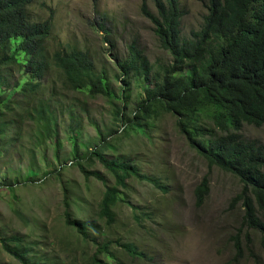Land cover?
<instances>
[{"label": "trees", "instance_id": "16d2710c", "mask_svg": "<svg viewBox=\"0 0 264 264\" xmlns=\"http://www.w3.org/2000/svg\"><path fill=\"white\" fill-rule=\"evenodd\" d=\"M32 1L0 0V150L5 154L11 144L28 146V169L37 173L41 168L39 158H45L43 148L56 143L59 151L61 122L71 116L69 141L74 148L68 154L73 162L70 167L80 170L86 179L93 175L105 184L97 214L110 226L116 222L114 208L119 202H127L118 187L127 188L132 176L165 192L168 189L157 177L142 173L134 161L124 156L108 159L106 151L115 152L119 145L115 144L116 138L108 142L105 132L87 141L88 150L82 153L77 146L81 145L83 131L76 108L55 99L57 83L62 90L87 95L89 99L113 101L114 123H123L125 135L130 132L152 140L146 129L153 128L154 119L167 114L210 168L218 167L239 179L242 189L232 207L240 202L244 213L235 219L236 229L231 235L236 241V258L245 252L252 256V237L264 239V144L247 141L241 131L245 124L264 126V0H207L208 15L201 30L187 39L181 30L184 13L179 0H151L156 12L143 0L142 14L154 25L155 35L172 62L160 67L151 65L145 52L133 43L129 58L116 61L115 75L127 86L119 94L112 89L108 71L99 72L87 52L64 46L52 53V64L49 63L44 45L51 37L52 19L30 20L27 10ZM50 73L57 79L47 85L44 80ZM132 84L138 85L139 93L136 108L128 115L129 106L114 102L119 97L125 99ZM95 160L115 177L116 186H109L101 175L86 168L85 162L92 164ZM68 191L64 187L65 222L75 229L79 241L86 245L91 242L96 248L78 264H125L115 254L116 241L108 231L96 221L72 217ZM195 193L198 206H203L211 193L208 176ZM133 212L138 223L142 216L152 218L151 213L137 214L134 206ZM93 229L98 234L90 239ZM101 235L103 240L99 241ZM244 235L248 239L246 247L241 242ZM0 242L20 264H61L56 258L40 255L35 250L39 242L25 236L5 235ZM119 246L131 257H148L132 242Z\"/></svg>", "mask_w": 264, "mask_h": 264}, {"label": "rangeland", "instance_id": "374dc122", "mask_svg": "<svg viewBox=\"0 0 264 264\" xmlns=\"http://www.w3.org/2000/svg\"><path fill=\"white\" fill-rule=\"evenodd\" d=\"M146 1L156 12L152 1ZM179 2L184 13L183 38H192L208 15L207 0ZM142 6L143 0H33L27 12L30 20L52 19L51 37L44 45L50 64L52 53L64 46L87 52L99 72L108 71L112 89L119 94L127 86L115 75L116 61L129 58L133 43L145 52L151 65L160 67L172 62L155 35L154 25L143 16ZM56 79L50 73L44 83L49 85ZM138 83L142 85L141 81ZM57 88L55 99L76 108L83 131L81 145L77 146L82 153L88 150L87 141L105 132L108 142L116 138L115 144L119 145L115 152L106 151L108 159L124 156L134 161L142 173L157 177L168 191L132 176L127 188L118 187L127 202L117 204L116 222L108 226L97 214L105 184L93 175L86 179L80 170L70 167L73 162L68 154L74 146L69 141V130L73 119L68 115L61 122L59 151L56 143L43 148L45 158H39V172L28 169L31 158L28 146L11 144L5 154L0 150V238L19 234L38 241L35 250L56 258L61 264H78V260L91 256L96 248L91 242L86 245L79 241L75 229L65 222L63 189L66 187L72 217L96 221L108 231L116 241L115 254L125 264H264V239L261 241L259 236L252 237L249 246L252 256L245 252V256L236 258V241L231 234L236 229L235 219L244 213L240 202L232 207L233 199L242 189L239 179L218 167L210 168L206 159L176 130L171 116L163 114L153 120V128L146 129L152 140L130 132L125 135L123 123H114L113 101L103 97L89 99L87 95L62 90L59 83ZM130 90L125 99L119 97L114 102L129 106L128 115L136 108L138 85L132 84ZM241 133L247 141L264 144V126L245 124ZM25 135L24 132L23 144L27 142ZM85 165L90 172L101 175L109 186H116L115 177L98 160ZM206 176L211 182V193L204 205L198 206L195 191ZM133 206L137 214L151 213L152 218L142 216L138 223ZM97 234L93 229L89 238ZM98 240H103V236ZM124 242L134 243L149 259L127 255L119 246ZM241 242L246 247L245 235ZM1 246L0 242V264H20Z\"/></svg>", "mask_w": 264, "mask_h": 264}, {"label": "clouds", "instance_id": "9594fccd", "mask_svg": "<svg viewBox=\"0 0 264 264\" xmlns=\"http://www.w3.org/2000/svg\"><path fill=\"white\" fill-rule=\"evenodd\" d=\"M143 16H144V15H143ZM243 254H244V253H243ZM243 254H242V255H243ZM242 255H241V256H242ZM244 256H245V255H244ZM133 258H134V257H133ZM144 259H149V257H145Z\"/></svg>", "mask_w": 264, "mask_h": 264}]
</instances>
